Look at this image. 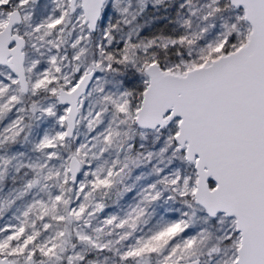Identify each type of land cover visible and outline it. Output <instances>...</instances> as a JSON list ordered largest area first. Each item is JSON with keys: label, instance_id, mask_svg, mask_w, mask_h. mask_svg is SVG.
Segmentation results:
<instances>
[{"label": "snow or ice", "instance_id": "snow-or-ice-1", "mask_svg": "<svg viewBox=\"0 0 264 264\" xmlns=\"http://www.w3.org/2000/svg\"><path fill=\"white\" fill-rule=\"evenodd\" d=\"M0 264H264V0H0Z\"/></svg>", "mask_w": 264, "mask_h": 264}]
</instances>
